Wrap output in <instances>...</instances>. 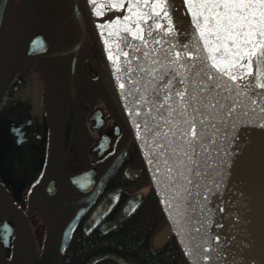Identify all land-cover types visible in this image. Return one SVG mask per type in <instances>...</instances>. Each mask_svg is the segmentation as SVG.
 <instances>
[{"label": "flooded vegetation", "instance_id": "flooded-vegetation-1", "mask_svg": "<svg viewBox=\"0 0 264 264\" xmlns=\"http://www.w3.org/2000/svg\"><path fill=\"white\" fill-rule=\"evenodd\" d=\"M0 5V102L14 77L35 81L46 128L36 180L14 194L0 177V264H132L126 234L166 249L173 234L152 215L158 199L87 0Z\"/></svg>", "mask_w": 264, "mask_h": 264}, {"label": "water", "instance_id": "water-1", "mask_svg": "<svg viewBox=\"0 0 264 264\" xmlns=\"http://www.w3.org/2000/svg\"><path fill=\"white\" fill-rule=\"evenodd\" d=\"M95 2L105 5L100 9L104 14L95 15L93 4L87 0L91 18L124 101L155 194L188 263L264 264V127L261 126L264 114L258 110L251 111V106L237 107L231 115L217 110L215 116L203 125V143L196 147L195 152L188 149L194 161L191 164L194 171L178 168L172 173L174 179L170 180L161 158L154 155L157 142H162L163 138L157 137L155 132L146 131L145 121H148L149 128L155 124L145 115L150 106L136 103L143 94L137 89L142 90L149 80L147 68L156 67L161 72L165 71L160 64H152L153 59L168 62L163 49L165 45L163 42L159 45L154 43L159 38L155 30L152 35H147L148 26H145L146 48L140 40L132 39L123 31L120 37H110L108 32L114 29L104 27L128 16L129 3H144V0H123L125 7L120 9L111 8V4H119L121 0ZM151 23L149 21V25ZM126 43L130 47H125ZM108 45H111L114 56L119 55V72L108 58ZM196 46L197 34L193 22L188 47L194 49ZM137 48L140 51L137 52ZM153 49L154 56L146 60L143 53H152ZM123 51L128 52L127 57L123 56ZM126 59L131 62L130 65L125 64ZM127 67L133 71H126ZM141 67L145 71H140ZM253 69L255 71V65ZM171 76L172 73H169V78ZM121 83L125 85L124 89L120 88ZM252 91L261 93L264 89L252 88ZM169 103L171 105L172 102ZM42 112L39 84L35 81L23 84L14 77L0 102V177L14 194L23 185L33 183L40 173L46 142ZM137 112L140 114L137 115ZM245 112L247 115H244ZM160 131L168 132V126L160 128ZM176 143H179V136L172 147ZM181 157L187 162L188 157L183 154ZM74 223L72 220L63 231L61 251ZM98 260L127 264L111 254L95 256L85 264Z\"/></svg>", "mask_w": 264, "mask_h": 264}, {"label": "snow or ice", "instance_id": "snow-or-ice-1", "mask_svg": "<svg viewBox=\"0 0 264 264\" xmlns=\"http://www.w3.org/2000/svg\"><path fill=\"white\" fill-rule=\"evenodd\" d=\"M186 2L194 19L197 46L193 49L181 45L180 50L174 53L170 48L165 52L167 65L153 59L152 64H160L165 71L148 67L149 80L142 90L137 89L143 94L136 100L137 104L150 106L145 115L155 121V124L149 128L148 121H145L146 131L155 132L157 137L163 138L162 142H157L154 155L161 158L170 180L174 179L172 173L178 168L194 171L191 168L194 161L189 156L188 149L195 152L196 147L203 143V125L215 116L217 110H220L221 114L227 111L231 115L237 107L251 106V111L258 110L264 114V92L252 91V88L264 89V0ZM90 3L93 4L95 15L104 14L100 11L105 7L104 4H96L95 0H90ZM169 3L170 0L129 3L128 16L104 27L114 29L108 32L110 37H120L123 31L132 39L140 40L146 48L148 41L145 39V26H148L149 36L153 34V29L172 34ZM124 7L123 0L119 4H111L113 9ZM161 20L166 21V25L161 24ZM149 21H152L151 25ZM124 39L127 40V37ZM162 42L166 41H154L157 45ZM116 47L119 49V44ZM125 47H130V44L126 43ZM136 51L140 49L137 48ZM122 54L124 57L128 56L127 51ZM154 54L155 49L152 53L144 52L143 56L148 60ZM108 58L113 61L116 71L119 72V55L114 56L111 45H108ZM130 63L125 60L126 65ZM139 70L145 71V68L141 67ZM126 71L131 72L133 69L127 67ZM169 73H172L171 78ZM241 81L248 83L241 84ZM120 88L124 89L125 85L121 83ZM131 94L130 91L129 95ZM244 115H247V112ZM164 126H168V132L160 131ZM261 126L264 127V124ZM177 136L179 143L172 147ZM181 154L188 157L187 162L182 159ZM180 175L183 177V172ZM204 258L207 259V256Z\"/></svg>", "mask_w": 264, "mask_h": 264}, {"label": "trees", "instance_id": "trees-1", "mask_svg": "<svg viewBox=\"0 0 264 264\" xmlns=\"http://www.w3.org/2000/svg\"><path fill=\"white\" fill-rule=\"evenodd\" d=\"M153 213L155 221L164 220V213L157 201L153 203ZM154 220V219H153ZM122 248L125 252L123 253L124 258L128 259L132 264H188L187 259L181 251L176 239L172 235L166 249H149L146 242L137 244L135 236L133 234H126L123 236ZM117 243V242H116ZM116 243L110 241L111 247H114Z\"/></svg>", "mask_w": 264, "mask_h": 264}, {"label": "bare ground", "instance_id": "bare-ground-1", "mask_svg": "<svg viewBox=\"0 0 264 264\" xmlns=\"http://www.w3.org/2000/svg\"><path fill=\"white\" fill-rule=\"evenodd\" d=\"M148 3H151L149 0H147ZM193 2H198V0H193ZM184 7L177 8L173 2L171 4L169 3L168 6V12L169 17L172 20V26H173V32L171 35H168L164 33L163 31H159V34L161 35V38L164 43L163 49L165 51H168L170 48H172L173 53L175 51H179L181 48V45H189V34L194 22L193 16L191 12L189 11V5ZM162 24V21H160ZM166 25V22L164 23ZM174 46V47H173ZM164 65H167L168 62H163Z\"/></svg>", "mask_w": 264, "mask_h": 264}, {"label": "rangeland", "instance_id": "rangeland-1", "mask_svg": "<svg viewBox=\"0 0 264 264\" xmlns=\"http://www.w3.org/2000/svg\"><path fill=\"white\" fill-rule=\"evenodd\" d=\"M151 3L153 2V0H149ZM144 2H145V0H144ZM148 2V1H147ZM171 2H173L174 3V5L177 7V8H182L183 6L185 7L187 4V2H186V0H170V4H171ZM162 21V24H164L166 21H164V20H161ZM161 23V22H160ZM152 24V23H151ZM154 30V29H153ZM155 32H156V34H157V36H158V38L160 39V40H162V38H161V35L159 34V32H157L156 30H155ZM163 41V40H162ZM2 77H4V75L2 76V75H0V82H1V78ZM177 241V240H176ZM182 251V250H181ZM183 253V252H182ZM186 258V257H185Z\"/></svg>", "mask_w": 264, "mask_h": 264}]
</instances>
